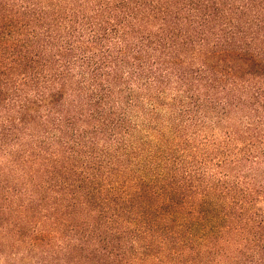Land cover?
Returning a JSON list of instances; mask_svg holds the SVG:
<instances>
[{
	"label": "trees",
	"instance_id": "obj_1",
	"mask_svg": "<svg viewBox=\"0 0 264 264\" xmlns=\"http://www.w3.org/2000/svg\"><path fill=\"white\" fill-rule=\"evenodd\" d=\"M264 0H0V264H264Z\"/></svg>",
	"mask_w": 264,
	"mask_h": 264
},
{
	"label": "rangeland",
	"instance_id": "obj_2",
	"mask_svg": "<svg viewBox=\"0 0 264 264\" xmlns=\"http://www.w3.org/2000/svg\"><path fill=\"white\" fill-rule=\"evenodd\" d=\"M259 207H260L262 210H264V200H263L262 202H260Z\"/></svg>",
	"mask_w": 264,
	"mask_h": 264
}]
</instances>
